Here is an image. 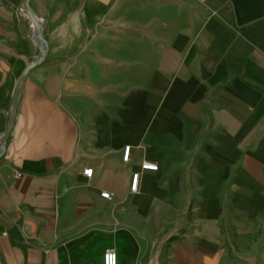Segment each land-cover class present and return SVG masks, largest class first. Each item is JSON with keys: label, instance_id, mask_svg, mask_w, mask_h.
Returning <instances> with one entry per match:
<instances>
[{"label": "crops", "instance_id": "crops-1", "mask_svg": "<svg viewBox=\"0 0 264 264\" xmlns=\"http://www.w3.org/2000/svg\"><path fill=\"white\" fill-rule=\"evenodd\" d=\"M29 1L0 264H264V0ZM23 7L0 0V136L40 57Z\"/></svg>", "mask_w": 264, "mask_h": 264}, {"label": "water", "instance_id": "water-1", "mask_svg": "<svg viewBox=\"0 0 264 264\" xmlns=\"http://www.w3.org/2000/svg\"><path fill=\"white\" fill-rule=\"evenodd\" d=\"M24 8L26 11V14L32 21L34 25V38L36 42L38 43L40 47V57L37 61L32 62L27 68L22 72L20 75L16 89H15V94L13 97L12 105H11V110H10V115L7 123V129L5 133L0 136V155H3L6 151V142L12 132L14 122H15V117H16V112L18 109V106L20 104V100L22 97V88H23V82L24 79L26 78L27 74L30 72V70L37 65L41 64L46 57L47 51H46V46H47V41L45 38V27L44 24L42 23L41 19L33 12L31 6H30V1L29 0H24ZM35 34L37 37H35Z\"/></svg>", "mask_w": 264, "mask_h": 264}, {"label": "built area", "instance_id": "built-area-1", "mask_svg": "<svg viewBox=\"0 0 264 264\" xmlns=\"http://www.w3.org/2000/svg\"><path fill=\"white\" fill-rule=\"evenodd\" d=\"M22 13L26 14L25 8L23 7L22 9ZM35 37H37V35L35 34ZM130 155H131V146H126L124 148L123 151V160L124 161H129L130 159ZM142 168L144 170H153L156 171L158 170V165L155 163H151V162H145L142 164ZM83 174L87 177H92L93 175V168H85L83 170ZM139 178H140V173L139 172H134L132 174V182H131V190L132 191H136L137 187H138V182H139ZM102 196L104 198H110V194L109 193H102ZM114 254V259H115V264H118V253L115 249H109L104 253L103 256V264H108V259L110 256H112ZM84 264H92L90 262L88 263H84Z\"/></svg>", "mask_w": 264, "mask_h": 264}, {"label": "clouds", "instance_id": "clouds-1", "mask_svg": "<svg viewBox=\"0 0 264 264\" xmlns=\"http://www.w3.org/2000/svg\"><path fill=\"white\" fill-rule=\"evenodd\" d=\"M108 264H115L114 254L109 257Z\"/></svg>", "mask_w": 264, "mask_h": 264}, {"label": "trees", "instance_id": "trees-1", "mask_svg": "<svg viewBox=\"0 0 264 264\" xmlns=\"http://www.w3.org/2000/svg\"><path fill=\"white\" fill-rule=\"evenodd\" d=\"M45 38H46V37H45ZM46 41H47V40H46ZM43 62H44V61H43ZM43 62H42V63H43Z\"/></svg>", "mask_w": 264, "mask_h": 264}]
</instances>
